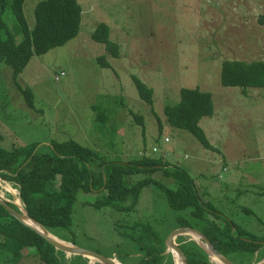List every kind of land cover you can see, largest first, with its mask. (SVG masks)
I'll use <instances>...</instances> for the list:
<instances>
[{
	"label": "rangeland",
	"instance_id": "obj_1",
	"mask_svg": "<svg viewBox=\"0 0 264 264\" xmlns=\"http://www.w3.org/2000/svg\"><path fill=\"white\" fill-rule=\"evenodd\" d=\"M39 1L23 4L30 30ZM78 3L82 19L75 38L33 56L16 78L10 67L0 63V146L12 149L37 143L42 151L52 141L73 140L111 161L128 162L142 155L163 158L187 171L201 200L222 218L264 239V89L242 91L221 84L224 61H264V26L258 24L264 0ZM3 20L10 33L17 34L9 12ZM100 23L109 27V39L119 44V58L108 56L104 46L92 40ZM101 55L108 68L97 62ZM132 76L153 90L152 109L139 98ZM182 88L211 94L213 115L202 118L199 125L214 150L166 123L164 107L179 101ZM25 89L33 95V108L25 103ZM97 106L107 116L104 123L96 121ZM152 177L163 185L171 184L160 171ZM14 189L0 179V198L23 210L21 201L20 207L15 204L19 197ZM99 196L78 195L72 217L74 234L69 238L78 247L113 254L111 258L116 255L132 262L134 244L122 235L134 222L150 223L165 241L180 227L178 219L194 228L203 225L191 217L190 209H172L156 185L144 187L135 207L125 213L110 207L95 209L91 203ZM208 217L223 224L218 215ZM32 253L20 264H36ZM5 257L7 253L0 252V264ZM87 260V264L97 263Z\"/></svg>",
	"mask_w": 264,
	"mask_h": 264
},
{
	"label": "trees",
	"instance_id": "obj_2",
	"mask_svg": "<svg viewBox=\"0 0 264 264\" xmlns=\"http://www.w3.org/2000/svg\"><path fill=\"white\" fill-rule=\"evenodd\" d=\"M25 0H0V63L11 68L13 78L20 74L33 56H40L75 38L80 31L82 8L78 0H41L34 8L35 25L30 30L23 12ZM9 12L17 26V34L8 30L3 15ZM264 26V14L258 18ZM91 35L94 42L102 44L112 58L120 57L119 44L109 39V27L95 25ZM20 36L17 40L16 37ZM97 62L105 67L109 63L104 55ZM132 82L143 103L153 108V90L136 76ZM221 84L226 87L264 89V61L245 62L226 60L222 65ZM26 104L33 108V95L23 90ZM211 94L199 89L182 88L176 104L166 105L163 113L166 123L190 133L208 150L215 148L208 141L199 122L213 115ZM96 121L104 123L106 114L97 106ZM139 119V117H136ZM140 122V119H139ZM159 128L161 125L159 123ZM40 151L32 143L5 149L0 146V179L18 190L24 210L47 231L62 241L76 245L72 236L74 204L79 194L100 195L91 205L95 209L110 207L117 212L131 211L138 202L141 190L150 185L159 186L169 206L174 210L190 209L192 218L202 222L201 231L223 257L234 264H257L264 259V239L248 233L232 221L222 218L208 203H204L194 180L184 169L171 166L163 158L142 155L128 162L107 160L97 150L84 147L73 140L52 141ZM162 172L169 185L155 180L152 174ZM143 178L131 180L134 176ZM14 209L17 207L9 203ZM223 220L220 225L208 215ZM180 227H195L178 219ZM123 237L134 244L132 262L117 258L121 264H174L171 253H166L165 238L148 222H134L127 227ZM74 234V232H73ZM0 252L7 253L4 264H20L34 251L36 264H87L81 256L64 258L39 234L10 216L0 205ZM187 240V241H186ZM176 243L187 258L188 264H214L206 252L184 236ZM113 255V254H112ZM112 255H105L109 258ZM130 256V255H128ZM99 264V263H96Z\"/></svg>",
	"mask_w": 264,
	"mask_h": 264
},
{
	"label": "water",
	"instance_id": "obj_3",
	"mask_svg": "<svg viewBox=\"0 0 264 264\" xmlns=\"http://www.w3.org/2000/svg\"><path fill=\"white\" fill-rule=\"evenodd\" d=\"M9 203L10 202L0 198V205L7 211L10 216L39 234L56 250L61 251L66 255L81 256L87 259H93L99 264H115L114 258H109L105 255H101L99 253L78 247L71 243H66L64 241L62 242L58 238L54 237L49 231H47L41 224L32 219L24 209L21 210L17 207L16 210L12 206H10ZM26 221H30L33 225L28 224ZM188 235H196L198 237L199 241H195L192 238L189 239L195 241V243L206 252V254L208 255L207 257H209L210 259V262L214 264H234L228 258L223 257L219 252H217L209 239L201 231L193 227H181L173 230L168 235L165 241V245L167 248L166 253H171L172 255L174 254L176 255V257H178L179 261L182 264H188L187 258L184 257V253L176 243L177 237ZM257 264H264V260L260 261Z\"/></svg>",
	"mask_w": 264,
	"mask_h": 264
},
{
	"label": "bare ground",
	"instance_id": "obj_4",
	"mask_svg": "<svg viewBox=\"0 0 264 264\" xmlns=\"http://www.w3.org/2000/svg\"><path fill=\"white\" fill-rule=\"evenodd\" d=\"M4 183V182H3ZM3 187V186H2ZM7 188V187H6ZM15 190V189H14ZM0 195H1V193H0ZM13 196V195H12ZM15 204H17V206H21V203H20V200H19V198H17V197H15ZM28 224H30V225H33L30 221H26ZM35 226V225H34ZM36 227V226H35ZM190 238H192L193 240H195V241H199V239H198V237L196 236V235H188ZM171 257H173V261H174V264H182L180 261H179V259H178V257H176V255H172ZM91 261L92 262H94V260L93 259H91ZM114 262H115V264H121L120 262H116L115 260H114Z\"/></svg>",
	"mask_w": 264,
	"mask_h": 264
},
{
	"label": "built area",
	"instance_id": "obj_5",
	"mask_svg": "<svg viewBox=\"0 0 264 264\" xmlns=\"http://www.w3.org/2000/svg\"><path fill=\"white\" fill-rule=\"evenodd\" d=\"M61 75H63V73H61ZM61 75H60V76H61ZM58 79H59V77H58V76H56V77H55V80L57 81ZM164 141H165V142H167V141H168V139H167V138H165V140H164ZM153 150H154L153 152H155V151H156V149H155V148H154Z\"/></svg>",
	"mask_w": 264,
	"mask_h": 264
},
{
	"label": "clouds",
	"instance_id": "obj_6",
	"mask_svg": "<svg viewBox=\"0 0 264 264\" xmlns=\"http://www.w3.org/2000/svg\"><path fill=\"white\" fill-rule=\"evenodd\" d=\"M167 139H168V138H167ZM164 140H165V139H164ZM168 141H169V139H168ZM168 141H167V142H168ZM153 149H154V148H153ZM153 149H152V150H153ZM155 149H156V148H155ZM156 151H157V149H156ZM156 151H155V152H156Z\"/></svg>",
	"mask_w": 264,
	"mask_h": 264
}]
</instances>
